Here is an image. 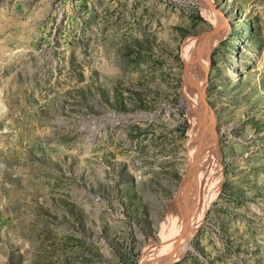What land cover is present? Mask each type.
<instances>
[{"label": "rangeland", "instance_id": "obj_1", "mask_svg": "<svg viewBox=\"0 0 264 264\" xmlns=\"http://www.w3.org/2000/svg\"><path fill=\"white\" fill-rule=\"evenodd\" d=\"M217 183L169 264H264V0H0V264H154Z\"/></svg>", "mask_w": 264, "mask_h": 264}, {"label": "bare ground", "instance_id": "obj_2", "mask_svg": "<svg viewBox=\"0 0 264 264\" xmlns=\"http://www.w3.org/2000/svg\"><path fill=\"white\" fill-rule=\"evenodd\" d=\"M210 8V7H209ZM213 8V7H212ZM215 14V13H214ZM212 18H213V16H212ZM215 20V19H214ZM221 21V20H220ZM221 23V22H220ZM220 23H218V24H220ZM218 24H217V26H218ZM221 25V24H220ZM218 31H220V30H218ZM200 51V50H199ZM203 53V60L201 61V63L200 64H203V61L205 62V59H206V56H207V54L203 51L202 52ZM201 54V53H200ZM202 55V54H201ZM202 67V66H201ZM209 143V142H208ZM211 143V142H210ZM210 143H209V145H210ZM214 143V142H213ZM213 143H211L212 145H213ZM212 145H210V147L212 146ZM214 147V146H213ZM211 149V148H210ZM209 151V150H208ZM201 171H203V170H201ZM204 172V171H203ZM216 173V172H215ZM204 174V173H203ZM221 176V175H220ZM200 177H202V174H201V176ZM199 178V177H198ZM212 179V178H211ZM199 180V179H198ZM199 181H201V180H199ZM201 183V182H200ZM193 189V188H192ZM218 189V183L215 185V187H214V191H212V193L209 195V194H207L208 196H206L205 197V200H204V202L201 204V206H200V208L199 209H197V211H196V213H195V215H194V217H193V219L192 220H190V222H189V224H187L188 225V228L184 231V232H180L179 234H178V232H176V231H178V229L176 230V231H174L175 230V227H174V229H173V231H174V235H171L168 239H170V240H168L171 244H168L166 247H167V249L165 250V252L164 253H162V249L160 250L161 251V253H160V251H159V253L157 252L158 251V248H157V254H159V255H157V254H155V257L153 256V259H156L155 260V262H154V264H161V263H166V262H169V261H174V260H172V259H174V258H177V257H181V255L183 254V252H184V249L186 248V246H185V243H186V239H187V235H188V232L191 230V229H193L194 227H195V225H196V223H197V221H198V219L201 217V215H202V213H203V211H204V209L206 208V206H207V204L210 202V200L214 197V195L215 194H217L216 192L218 191L217 190ZM211 190V189H210ZM194 191V190H193ZM211 192V191H210ZM190 197V196H189ZM192 198H194V197H192ZM199 199V198H198ZM190 200H191V198H190ZM193 201V200H192ZM196 202V201H195ZM197 204V203H196ZM199 204V203H198ZM196 206L194 205V208H195ZM195 209V210H196ZM192 210V209H191ZM187 212V211H186ZM179 213H181L180 212V210H179ZM190 216V215H189ZM191 216H192V214H191ZM177 217H178V215H177ZM185 217V216H184ZM178 218H180V217H178ZM179 220V219H178ZM177 220V221H178ZM181 220H179V222H180ZM185 221V218H184V220H183V222ZM188 221V220H187ZM178 225H180L179 223H178ZM177 226V225H176ZM180 226H183V225H180ZM179 226V227H180ZM170 227H171V225H170ZM172 228V227H171ZM185 228V227H184ZM180 229V228H179ZM172 234V233H171ZM178 234V235H177ZM177 235V236H176ZM187 245V244H186ZM150 247V246H149ZM163 247V246H162ZM160 248H161V246H160ZM163 249H164V247H163ZM151 250H153V249H151ZM151 250H150V252H151ZM155 250H156V248H155ZM149 252V253H150ZM154 252V251H153ZM148 253H146L145 254V256L147 255ZM150 255H151V253H150ZM150 255L148 256V257H150ZM145 260H148V258L146 259L145 258ZM153 261V260H152ZM149 262V261H148ZM144 263H147V262H145L144 261ZM143 263V264H144ZM149 264V263H148Z\"/></svg>", "mask_w": 264, "mask_h": 264}, {"label": "water", "instance_id": "obj_3", "mask_svg": "<svg viewBox=\"0 0 264 264\" xmlns=\"http://www.w3.org/2000/svg\"><path fill=\"white\" fill-rule=\"evenodd\" d=\"M206 77H207V73L205 74L204 82H205V80H206ZM209 119H210V121H211V123H212V122H213V117L209 116ZM169 263H170V261H169V262H166V263H161V264H169Z\"/></svg>", "mask_w": 264, "mask_h": 264}]
</instances>
